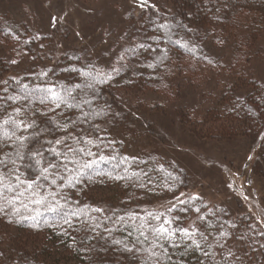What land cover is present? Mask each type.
Instances as JSON below:
<instances>
[{
	"label": "trees",
	"instance_id": "1",
	"mask_svg": "<svg viewBox=\"0 0 264 264\" xmlns=\"http://www.w3.org/2000/svg\"><path fill=\"white\" fill-rule=\"evenodd\" d=\"M152 5H149L140 23L151 39L138 50L140 61L144 64L140 67L141 72L132 79L127 80L130 78L127 75L111 73L112 79L103 84L97 83L94 90L83 88L84 77L76 71H65L67 68L89 71L94 66L78 57H64L57 64V69L49 73L58 90L79 83L82 88L78 102L91 101L83 108L89 113L87 118L81 116L78 109L63 107L57 109L53 118L60 119L59 113L63 112L77 122L75 128L69 129L73 135H79L84 140L91 138L101 147L91 148L96 156L75 157L81 164L96 162L92 168L85 170L86 174L80 177L79 183L73 181V187L66 182L61 185L59 180V187L39 181L44 195L56 192L55 199L49 196L48 200L61 214L48 211L45 205L32 204L28 209L21 208L18 215L0 213V264H155L144 252L152 243V235L147 228L141 229L140 226L145 221L151 223L147 214L157 213L153 206L166 201L170 202L164 208L167 217L184 227L196 221L202 232L210 233L208 244H215L214 238L220 225L233 232L223 255L226 256L230 248L239 259L230 264H264V247L260 246L264 244V236L258 235L262 229L257 220L229 213L222 207L210 208L201 200L177 203L176 197L187 187L184 173L176 166L128 157L123 144L113 141L110 133L128 129L131 124L129 112L139 114L119 96L118 91L122 90L117 88L116 83L124 81L140 92L151 90L170 100L181 88V83L187 82V86L193 87L200 86L204 79L209 80L207 76L203 78L205 70H208L216 73L219 96L214 97V104L202 116L201 106L196 108L192 113L195 118L188 115L189 121H197L199 126H210L206 133L208 137H245L252 140L254 150L263 149L264 84L252 74V66L254 63L264 65V0H160ZM175 41L187 47H180ZM219 53L224 54L222 59L216 56ZM7 73L0 67V81H7V84L0 83V97L17 94L20 84L26 83L32 88L48 79L38 78L40 73H37L18 78V84L7 77ZM177 78H181L179 83ZM5 87L9 90L7 93L3 92ZM31 99L35 101L36 97ZM8 104L11 102L6 104L0 100V113H4L6 108L11 112ZM24 107L32 105L25 104ZM35 107L40 105L36 103ZM49 117L52 113L45 117L37 115L35 119L42 128L50 130L52 125L47 123ZM3 118L6 116H0V119ZM55 136H63V133L56 132ZM0 149L8 151L3 144H0ZM100 155L105 160H99ZM0 171H3L2 166ZM36 171L35 168L21 167V178L31 179ZM109 175L125 178L110 179ZM169 188L172 190L169 191ZM13 194L3 192L7 197ZM2 203L3 200H0ZM171 204H176V208L169 213L167 209ZM97 208L102 211H95ZM185 208H200L201 211L185 212ZM73 212L77 215L73 216ZM198 215L206 216L207 221L197 220ZM31 216L35 220L22 218ZM65 217L70 223H64ZM10 219L12 222H9ZM232 223L238 227L231 228ZM252 224L257 225L254 231L249 230ZM141 230L149 235L147 241L140 235ZM240 236H244L243 241L238 239ZM197 239L200 237L197 236ZM161 243L167 249L166 252L156 249L161 264H224L220 259L221 252L209 248L207 244L205 250L213 252L214 258L205 256L201 249L182 239L175 242L177 247L167 241ZM125 246L140 251L128 252Z\"/></svg>",
	"mask_w": 264,
	"mask_h": 264
},
{
	"label": "rangeland",
	"instance_id": "2",
	"mask_svg": "<svg viewBox=\"0 0 264 264\" xmlns=\"http://www.w3.org/2000/svg\"><path fill=\"white\" fill-rule=\"evenodd\" d=\"M159 2L147 0L141 8L138 0H0V67L8 71L7 77L18 79L48 69L54 72L64 57H78L110 73L113 66L123 65L119 73L130 80L144 64L137 45L151 39L140 23L149 5ZM53 17L58 18L55 24ZM126 48L135 50L125 52ZM122 54L125 60L119 61ZM215 74L205 70L203 78L210 79L200 86L181 83L170 100L124 81L116 83L122 90L119 96L139 114L129 112L130 126L111 131V139L121 142L130 158L180 169L187 184L181 199L199 194L210 208L264 219V148L254 150L245 137H208L210 126L189 121L196 108L201 106L202 116L219 96ZM252 74L264 84L263 64L254 63ZM167 205L169 201L153 207L165 213Z\"/></svg>",
	"mask_w": 264,
	"mask_h": 264
},
{
	"label": "snow or ice",
	"instance_id": "3",
	"mask_svg": "<svg viewBox=\"0 0 264 264\" xmlns=\"http://www.w3.org/2000/svg\"><path fill=\"white\" fill-rule=\"evenodd\" d=\"M138 6L143 8L147 6V0H138ZM155 7V5H152ZM53 24H55L57 17H53ZM161 27H164L161 25ZM79 35V33H77ZM37 39L39 36L36 37ZM28 42V41H26ZM175 43L186 48V44H182L180 41H175ZM43 47V46H42ZM137 47L143 48L144 45L141 43ZM134 48H126L125 52L134 51ZM71 59V57H70ZM78 59V58H77ZM125 56L122 54L119 57V61H124ZM212 61H209L211 63ZM11 63H18L16 60H12ZM121 67H112V73H119L122 70ZM149 67H155L154 65H149ZM52 69L47 71H42L39 77L48 78L40 85L30 88L28 84H20V81L16 77L11 79L20 84V91L15 95H7L0 97V100L5 101L8 107L11 108V112L5 109L4 113H0V116H6V118L0 119V144L7 148V152H3L0 155V166L3 167V171H0V200L3 203L0 204V213L5 216L12 213V215H18L20 209H28L29 204L32 205H45L48 211L61 214L57 207H53L49 203L48 197L51 196L55 199L56 192H49L44 195L41 192L43 185L39 181L48 182L52 186L58 185V180L60 184L63 185L65 182L69 187H73V181L76 183L80 182V177L84 176L85 170L93 167L96 161L80 163L75 157L96 156L97 153L91 150L92 147L99 149L100 144L94 143L93 139L89 138L87 140L81 139L79 135H73L69 131L70 128L76 127V121L69 117H66L63 112L59 113L60 119H54L57 115V109L67 108L69 110L78 109L80 110L81 116L87 118L89 113L83 111L84 105L91 104L90 100L79 101V92L82 85L77 83L71 87L63 86L62 90H58L54 82H51V77L49 73ZM65 71H76L84 77L85 83L83 88L95 89L97 83L103 84L112 79L111 73L105 72L102 69H97L96 66H92L89 71H81L75 68H67ZM54 74V73H53ZM0 83L7 84V81H0ZM9 90L7 87L3 88V92L7 93ZM36 97L33 101L31 98ZM40 105L39 108L35 107V104ZM25 104H31L32 107L25 108ZM12 105H16L12 107ZM52 113V117H49L47 123L52 125V128L46 129L42 128L37 122L35 117L40 115L42 117L48 116ZM28 114V115H26ZM99 115V113H96ZM31 130V131H30ZM56 132L63 133V136H55ZM45 136H53V139H45ZM42 141V142H41ZM73 144L80 145L79 147H74ZM83 145H90L91 147H84ZM251 159V157H249ZM99 160H105L103 155L99 156ZM69 165H72L70 168ZM27 167L28 169L35 168L36 175L31 179H22L20 175V168ZM67 173L68 175H65ZM171 175V174H169ZM110 179L121 180L125 177L109 175ZM7 181V182H6ZM172 189L169 188V191ZM4 191L14 193L11 197L3 195ZM185 194L181 193L180 196L176 197V201L179 204H186L188 201H199L202 197L199 194H192L187 197V200L181 199ZM247 199V197H245ZM27 200V202H25ZM59 204V201L56 200ZM62 207V206H61ZM176 208V204H171L167 209V212H172ZM194 210L196 213H200V208L188 209L185 208L184 211ZM95 211L100 212L102 209H95ZM40 213L37 211V215ZM73 216L77 213L73 212ZM148 217L151 220L157 221L158 223L152 224L145 221L141 224V229L147 228L148 233L152 235V243L149 248L144 249L147 253L148 259L154 260L155 264H161L160 254L157 253L156 249L160 248L162 252H166L164 244L161 241H167L172 244L173 247H177V240H184L190 242L197 249H201L205 256H212L214 258L213 252L205 250V244L209 248L218 249L221 252L220 259L224 264H230L231 261L239 259L237 253L232 251L230 248L227 249V255H223L226 244L229 239L233 237V232L225 230L224 225H220L218 229V235L214 238L215 244H208L209 234L202 232L200 227L197 226L196 221H193L188 227H180L177 225V221L173 219H168L165 217L164 212L152 213L149 212ZM23 219L35 220L34 216L22 217ZM123 220V217H120ZM197 220L201 222H206L207 217L204 215H198ZM9 222H12L11 219ZM64 223H70L69 219L65 217ZM257 223L262 229L258 235L264 236V219L258 218ZM231 228L235 229L238 227L237 224L232 223ZM257 225H249V230L254 231ZM140 235L144 237V240L149 239V235L145 231L141 230ZM197 236L200 239H197ZM241 241L244 240V236L238 237ZM203 243H202V242ZM115 243H120V241H115ZM264 247V244L260 245ZM185 247H188V243H185ZM128 252H138L140 249L135 247L125 246Z\"/></svg>",
	"mask_w": 264,
	"mask_h": 264
}]
</instances>
